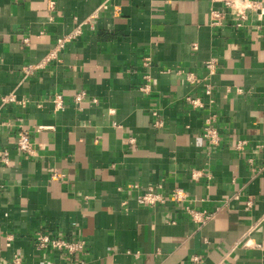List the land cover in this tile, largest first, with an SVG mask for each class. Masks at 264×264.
<instances>
[{"label": "crops", "instance_id": "crops-1", "mask_svg": "<svg viewBox=\"0 0 264 264\" xmlns=\"http://www.w3.org/2000/svg\"><path fill=\"white\" fill-rule=\"evenodd\" d=\"M210 8L0 0V264H264V15L238 26L225 10L213 25ZM31 64L43 66L26 74ZM211 115L217 145L204 137ZM20 131L31 154L17 147ZM150 186L164 199L143 206L137 196ZM38 231L86 248L70 257L38 248Z\"/></svg>", "mask_w": 264, "mask_h": 264}, {"label": "built area", "instance_id": "built-area-1", "mask_svg": "<svg viewBox=\"0 0 264 264\" xmlns=\"http://www.w3.org/2000/svg\"><path fill=\"white\" fill-rule=\"evenodd\" d=\"M54 4V3H52ZM218 4H221V7H218ZM231 13L236 20L238 26H242L246 19L248 18L250 13L257 12L260 16L263 17L264 15V5L261 0H211V8H210V21L213 25H218L223 23L224 19L226 18V11ZM82 32L81 28H78L75 32L67 35H63L57 39L56 45L52 51L47 55L46 60L47 62L57 59L60 51L65 48L68 42L76 38ZM149 63V61H146ZM42 64L38 65H28L25 67L24 72L26 74L34 73L35 69L42 68ZM206 69L209 74H212L216 67L217 62L215 59H211L206 62L205 64ZM148 77V76H147ZM188 81L192 83H198L200 80L197 75L193 72L188 73L187 75ZM150 77H148V81ZM142 90L148 92L150 91V85H145ZM206 93L212 94L213 88L210 84L206 86ZM81 95H78V99H81ZM9 99H14V97H9ZM193 107H202L204 103L198 97H193L189 95L186 98ZM57 104V108H63V101L61 100V96L58 95L54 100ZM96 101V99L94 100ZM214 115L209 116L205 122L204 128V137L211 145H217L220 142V135L218 133L217 128L214 125ZM1 124V123H0ZM40 129L45 128V126H40ZM245 141H240L237 145L238 149H242L244 147ZM17 147L19 150L32 153L33 152V143L31 141L30 132L28 131H20L18 134L17 139ZM4 159L7 160L8 151H4ZM58 173H53V178H58ZM134 188H139L138 184L133 185ZM171 195L177 200H183L185 195L183 191L180 189H175L171 192ZM137 199L139 203L143 206H153L156 205L158 202L164 199V196L159 193L155 186H150L146 191L138 194ZM188 212L193 216V219L196 221L204 222L207 218L211 217V213L207 211H198L196 209H188ZM34 245L41 249H49L52 251H61L70 256L79 255L85 248L86 242L82 239L77 238H68L63 235L54 236L43 231H38L34 238ZM197 259V257H196ZM15 261L19 264L20 258L16 257Z\"/></svg>", "mask_w": 264, "mask_h": 264}]
</instances>
